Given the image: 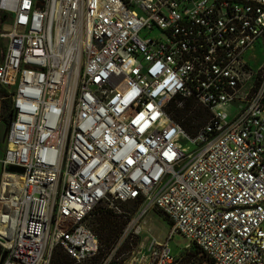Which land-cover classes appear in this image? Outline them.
Returning <instances> with one entry per match:
<instances>
[{"label":"built area","instance_id":"built-area-1","mask_svg":"<svg viewBox=\"0 0 264 264\" xmlns=\"http://www.w3.org/2000/svg\"><path fill=\"white\" fill-rule=\"evenodd\" d=\"M0 14V264L56 248L89 264L94 209L127 219L130 203L134 225L152 210L171 224L146 264H180L176 234L204 264H264V0H0ZM177 97L211 115L194 136Z\"/></svg>","mask_w":264,"mask_h":264},{"label":"rangeland","instance_id":"rangeland-1","mask_svg":"<svg viewBox=\"0 0 264 264\" xmlns=\"http://www.w3.org/2000/svg\"><path fill=\"white\" fill-rule=\"evenodd\" d=\"M9 25V19L0 14V63L2 61L3 53L5 50L6 40L1 37L4 29ZM156 36L157 33H153ZM261 50L258 49L256 55L259 60L262 59ZM6 98L0 92V161L5 156L7 148V134L9 123L6 121L7 110L5 108ZM178 107L183 108L182 103H177ZM197 109L201 107L196 104ZM204 114L197 120L196 125L200 128L209 122L211 115L206 110ZM0 172V186H1ZM123 212L126 214L127 219L120 218L115 215H105L102 207L94 209L92 216L89 219L90 228L100 237L102 245V253L96 259L89 262V264H146L147 250L152 239H156L162 243L167 241L171 231V224L156 210L150 211L147 216L140 219V223L134 221L140 214V206L138 203H130L121 206ZM108 219L121 230L117 236L105 243L104 239L107 237L108 231L103 224V220ZM264 232V225L262 226ZM128 229V232L126 230ZM190 240L182 235L176 234L168 243L173 256L181 259L180 264H204L205 258L196 251L191 245Z\"/></svg>","mask_w":264,"mask_h":264},{"label":"trees","instance_id":"trees-1","mask_svg":"<svg viewBox=\"0 0 264 264\" xmlns=\"http://www.w3.org/2000/svg\"><path fill=\"white\" fill-rule=\"evenodd\" d=\"M0 92L1 94L5 96V98L8 96L7 89L1 85H0ZM177 103H182L183 108L180 109ZM196 104L197 103L193 99H185L182 97H177L173 99L169 104V111L172 115V118L176 122H178L188 134L192 136H194L199 130L200 126L196 125V122L204 114L203 110H205L204 108L197 109L195 107ZM5 108L8 112L5 119L8 123H10L11 121V102L8 99H6ZM104 214L108 216L112 215L108 212H105ZM103 224L106 226V230L108 231L107 237L104 239V242L106 244L109 243V241H111L112 239H114L117 236V234L120 233L121 230L123 229L122 228L121 230H118V227L114 225V223L108 219H104ZM100 243H101V240H100ZM195 249L196 251H198L197 248ZM0 253H1V248H0ZM198 253L200 254L199 251ZM50 264H77V263L73 259H71L61 248H56Z\"/></svg>","mask_w":264,"mask_h":264},{"label":"bare ground","instance_id":"bare-ground-1","mask_svg":"<svg viewBox=\"0 0 264 264\" xmlns=\"http://www.w3.org/2000/svg\"><path fill=\"white\" fill-rule=\"evenodd\" d=\"M18 186L23 187L24 186V178L19 177L18 179ZM14 199V196L12 195H5L4 196V204H10V202ZM7 214H10V210L7 211Z\"/></svg>","mask_w":264,"mask_h":264},{"label":"water","instance_id":"water-1","mask_svg":"<svg viewBox=\"0 0 264 264\" xmlns=\"http://www.w3.org/2000/svg\"><path fill=\"white\" fill-rule=\"evenodd\" d=\"M8 171L10 173H19V174H23L24 173V170L22 168L14 167V166L9 167Z\"/></svg>","mask_w":264,"mask_h":264}]
</instances>
